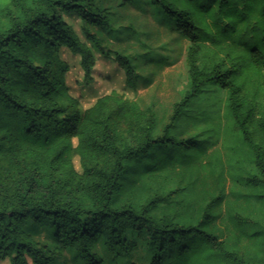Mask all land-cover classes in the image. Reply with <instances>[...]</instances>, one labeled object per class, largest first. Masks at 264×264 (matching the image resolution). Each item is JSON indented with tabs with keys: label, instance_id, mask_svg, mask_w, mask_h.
Masks as SVG:
<instances>
[{
	"label": "trees",
	"instance_id": "trees-1",
	"mask_svg": "<svg viewBox=\"0 0 264 264\" xmlns=\"http://www.w3.org/2000/svg\"><path fill=\"white\" fill-rule=\"evenodd\" d=\"M96 2H0V259L56 264V253L23 228L31 220L54 229L83 264H106L93 251L96 240L119 257L142 241L147 264H254L264 228L245 229L244 217L232 214L255 257L230 249L211 230L224 194L198 190L199 175L168 174L203 169L221 185L228 171L264 198V0H149L189 42V88L162 127L152 106L116 91L79 112L60 48L79 55L85 80L95 52L113 57L125 86L136 88L129 57L86 26L102 22ZM62 14L80 17L89 45ZM189 124L200 130L181 137ZM213 133L226 142L224 164L206 159Z\"/></svg>",
	"mask_w": 264,
	"mask_h": 264
},
{
	"label": "rangeland",
	"instance_id": "rangeland-1",
	"mask_svg": "<svg viewBox=\"0 0 264 264\" xmlns=\"http://www.w3.org/2000/svg\"><path fill=\"white\" fill-rule=\"evenodd\" d=\"M96 3L102 22H87L86 26L100 37L108 48L129 57L136 70V88L125 86L124 72L113 57L95 52V63L89 71V78L85 80L79 55L66 48H60L59 57L68 65L65 85L69 93L77 99L79 112L90 107L98 97L116 91L125 98L136 99L144 107L152 106L156 111L159 127H162L168 122L173 104L189 88L188 40L175 30L173 21L154 8L149 0H97ZM62 17L72 27L78 39L89 45L82 31L83 22L80 17L76 14H62ZM215 108L220 111V115L223 113L219 104ZM213 122H217V118ZM199 130L197 125L189 124L187 132L182 133L181 137ZM211 140L212 144L208 149L210 156L206 159L215 162L219 160L224 164L230 155L225 147L226 142L221 134L217 137L214 133ZM73 164L75 169L81 172L78 157L73 159ZM178 170L170 172L169 179H177L182 172L186 177L199 175L198 190L209 195L219 192L224 194L222 204L214 210L211 230L225 241L230 249L241 255H248L250 259L254 258L250 242L241 235L238 224L232 220V214L244 217L245 229L250 225L264 228V198L258 200L252 196L249 187L234 184L228 171L224 172L222 183L218 185L215 174L212 175L209 171L182 167ZM156 182L154 179V183ZM176 182H171L168 187L174 189ZM146 192L141 191L144 195ZM23 228L36 243L46 245L56 253V264H83L79 254L57 240L54 229L37 225L31 220L25 221ZM93 251L101 256L106 264H147L149 260L145 244L139 240L136 249L127 257L109 253L100 240L94 242ZM0 264H10L9 259H0ZM254 264H264V254L257 256Z\"/></svg>",
	"mask_w": 264,
	"mask_h": 264
}]
</instances>
